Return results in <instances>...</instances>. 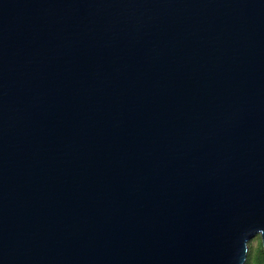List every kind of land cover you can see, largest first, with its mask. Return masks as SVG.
<instances>
[{
  "label": "water",
  "instance_id": "1",
  "mask_svg": "<svg viewBox=\"0 0 264 264\" xmlns=\"http://www.w3.org/2000/svg\"><path fill=\"white\" fill-rule=\"evenodd\" d=\"M264 245V0H0V264H244Z\"/></svg>",
  "mask_w": 264,
  "mask_h": 264
},
{
  "label": "trees",
  "instance_id": "2",
  "mask_svg": "<svg viewBox=\"0 0 264 264\" xmlns=\"http://www.w3.org/2000/svg\"><path fill=\"white\" fill-rule=\"evenodd\" d=\"M244 264H264V245L262 240L256 247L248 249V257Z\"/></svg>",
  "mask_w": 264,
  "mask_h": 264
},
{
  "label": "rangeland",
  "instance_id": "3",
  "mask_svg": "<svg viewBox=\"0 0 264 264\" xmlns=\"http://www.w3.org/2000/svg\"><path fill=\"white\" fill-rule=\"evenodd\" d=\"M261 243V237L257 234L255 237L251 238L248 242V249L256 247L258 244Z\"/></svg>",
  "mask_w": 264,
  "mask_h": 264
}]
</instances>
